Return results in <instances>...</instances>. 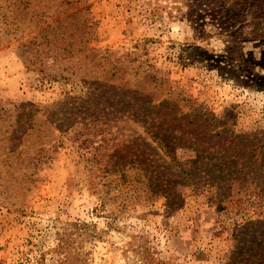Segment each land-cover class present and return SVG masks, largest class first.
I'll list each match as a JSON object with an SVG mask.
<instances>
[{"label": "rangeland", "instance_id": "374dc122", "mask_svg": "<svg viewBox=\"0 0 264 264\" xmlns=\"http://www.w3.org/2000/svg\"><path fill=\"white\" fill-rule=\"evenodd\" d=\"M263 228L264 0H0V264H247Z\"/></svg>", "mask_w": 264, "mask_h": 264}, {"label": "trees", "instance_id": "16d2710c", "mask_svg": "<svg viewBox=\"0 0 264 264\" xmlns=\"http://www.w3.org/2000/svg\"><path fill=\"white\" fill-rule=\"evenodd\" d=\"M245 13V9L241 11ZM255 230L254 236L249 239L250 246L246 254L241 253V263L246 261L247 264H264V228L262 231Z\"/></svg>", "mask_w": 264, "mask_h": 264}]
</instances>
